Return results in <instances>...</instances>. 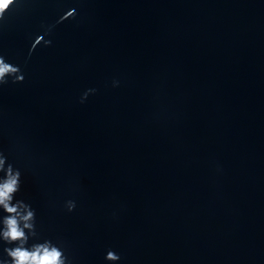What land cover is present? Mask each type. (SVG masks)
<instances>
[{
  "label": "water",
  "instance_id": "95a60500",
  "mask_svg": "<svg viewBox=\"0 0 264 264\" xmlns=\"http://www.w3.org/2000/svg\"><path fill=\"white\" fill-rule=\"evenodd\" d=\"M0 55L24 76L0 85V152L27 247L264 264V0H14Z\"/></svg>",
  "mask_w": 264,
  "mask_h": 264
},
{
  "label": "clouds",
  "instance_id": "9594fccd",
  "mask_svg": "<svg viewBox=\"0 0 264 264\" xmlns=\"http://www.w3.org/2000/svg\"><path fill=\"white\" fill-rule=\"evenodd\" d=\"M14 0H0V18H3L9 10ZM75 18V10L68 11L60 20ZM50 31L47 30L45 35ZM43 43L44 46H50L52 41L45 40L44 36H39L32 48ZM11 77L13 83L23 82L24 76L17 65L5 62V58L0 55V85L8 82ZM95 91L94 89L88 90ZM84 93L83 99L87 97ZM0 210L5 215L0 218V240L14 247L4 249L9 260H0V264H68L67 257L60 247L53 244L50 240L43 243L33 244L27 247L29 235L35 236V210L23 200H16V193L21 188V172L9 163L7 157L0 152ZM76 207L75 201L66 202V208L69 212ZM105 259L116 262L120 256L112 250L107 251Z\"/></svg>",
  "mask_w": 264,
  "mask_h": 264
}]
</instances>
